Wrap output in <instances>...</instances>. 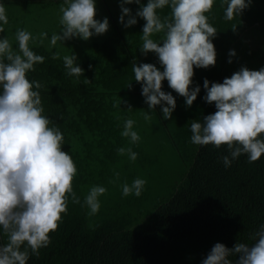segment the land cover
I'll return each instance as SVG.
<instances>
[{
  "label": "trees",
  "instance_id": "trees-1",
  "mask_svg": "<svg viewBox=\"0 0 264 264\" xmlns=\"http://www.w3.org/2000/svg\"><path fill=\"white\" fill-rule=\"evenodd\" d=\"M109 1L97 3L109 12ZM0 2L5 9L8 7V20L16 29L31 32L34 24L29 28L25 22L17 24L16 9L21 7L24 21L29 6L60 14L63 0ZM112 2L120 9V0ZM126 6L133 14L139 7ZM158 12L163 18L170 9L165 6ZM206 15L218 30L213 39L216 64L194 67L193 81L201 91L190 107L185 106L183 96L168 87L167 80L162 82L163 90L171 91L176 98V108L168 120L163 119L159 105L151 121L141 115L151 110L141 95L140 83L133 80L132 64L153 63L162 70L155 53L145 56L139 51L145 23L142 18L126 29L113 20L109 36L83 44L77 63L85 70L89 83H84L83 74L79 78L66 74L63 60L52 56L57 47L30 43L33 51L45 59L35 64L27 77L40 82L42 114L49 119V126L59 128L63 135L61 149L69 152L75 163L72 187L80 200L73 202L69 195L67 210L61 213L57 228L50 231L49 243L38 250V255L29 250L27 264H201L216 242L229 248L239 241L254 243V234L264 223V154L253 162L242 154L225 167L220 157L228 153L227 145L216 148L191 143L189 125L190 120L216 111L214 103L202 99L205 78L222 82L241 66L253 70L264 66V0H253L241 16L232 20L223 18L224 7L215 0ZM34 21L38 30L42 22L36 17ZM35 31L34 35L39 33ZM45 32L51 36L48 30ZM162 35L154 34L152 38ZM10 40L15 48V37ZM231 49L235 56H229ZM59 51H63L61 47ZM130 82L131 88L126 87ZM128 117L135 121L133 127L140 136L137 143L146 146L148 142L143 137H162L176 149L179 167L166 170L162 162L156 164L158 159L138 150L135 161L129 160L127 154H119L118 147L129 146L128 138L120 135ZM137 177L146 181L140 196H124L121 186ZM97 184L106 192L99 197V210L89 215L83 198ZM4 243L7 234L0 232V244Z\"/></svg>",
  "mask_w": 264,
  "mask_h": 264
},
{
  "label": "clouds",
  "instance_id": "clouds-1",
  "mask_svg": "<svg viewBox=\"0 0 264 264\" xmlns=\"http://www.w3.org/2000/svg\"><path fill=\"white\" fill-rule=\"evenodd\" d=\"M214 2L120 0L119 22L128 28L138 22L137 18L145 21L139 51L145 56L155 53L162 67L161 70L156 64L144 62L132 64L133 80L140 83L141 95L151 110L141 113L145 121H151L158 105L164 120L171 118L176 108L172 92L163 90L165 80L170 89L184 97L185 106L190 107L197 99L201 86L194 84V67L216 64L213 39L218 30L206 15ZM252 2L220 0L223 18L232 20L241 16ZM131 4L139 5L134 14L126 6ZM96 5L97 0H63L59 7L60 30L50 38L44 31L34 35L18 28L14 48L8 36L0 37V232L7 234V243L0 244V264H27L29 250L38 255V250L49 243L50 231L57 228L61 213L67 210L69 195L73 202L80 200L72 187L77 171L75 163L69 152L61 149L63 135L59 128L49 126V119L42 114L40 82L30 81L27 73L45 59L33 51L30 42L43 44L47 39L49 49L57 47L52 56L63 60L67 75L77 78L84 75L85 70L77 63L73 51L60 57L58 42L65 44L73 38L88 40L106 33L109 18L96 19ZM165 6L170 13L162 18L158 10ZM7 23L6 9L0 2V33ZM232 28L235 30L236 25ZM160 33L163 35L159 39L152 38ZM235 55L234 49L229 50L230 57ZM89 82L85 76L84 83ZM131 86L130 82L126 87ZM203 88L202 99L214 103L216 111L190 120L191 143L212 144L216 148L227 145L228 153L220 157L225 167L242 154H246L248 162L260 158L264 154V66L258 70L241 66L222 82L205 78ZM134 124L131 117L124 119L120 135L128 138L129 146L117 148L119 154H127L131 161L138 155L131 145L140 140ZM145 183L140 177L134 178L130 184L121 186L122 194L140 196ZM105 192L106 188L98 184L88 189L83 202L89 215L99 210V197ZM233 256L235 260L231 259ZM201 264H264V223L259 225L251 245L239 241L229 248L216 242Z\"/></svg>",
  "mask_w": 264,
  "mask_h": 264
},
{
  "label": "rangeland",
  "instance_id": "rangeland-1",
  "mask_svg": "<svg viewBox=\"0 0 264 264\" xmlns=\"http://www.w3.org/2000/svg\"><path fill=\"white\" fill-rule=\"evenodd\" d=\"M112 1L113 0L109 1L110 6H112L110 8V10L107 9L109 12H107L104 7L103 8L100 7V5L98 3L96 5L97 11H99V12H96L95 18L96 19H103V17H105V16H107L109 18L110 27H109L108 31L104 34H101V35H94L91 38H89L88 40H82L80 38H73V39L65 42V44H59V42H58V46L61 47L63 50V51H59L62 56L65 54H71V51H73L77 55V57L79 58V55L82 52V46L84 43L102 40V39L106 38L107 36H109V34L114 29L113 20H116V22L119 23L120 27L126 29L119 22V15H120L121 9L114 7ZM29 7H30L29 14L23 16L24 22L28 28H29L30 24H34V31L36 30L37 23L35 24V21H34L35 17H36V18H39L42 23H38V30H36L35 32L39 31V33H40L41 31L45 32V30H48L49 33L52 34L53 32H58L60 30V25H59V15L60 14H56V12H52L48 9L42 10V8H40L39 6L36 7V9L34 6H29ZM16 11L18 13V11H19L18 8L16 9ZM110 12H111L112 16H110L111 15ZM6 14H7V18L9 19V12H7ZM29 15H30V18H29ZM20 20H21L20 17H18L16 19L17 24L20 22ZM4 29H5L4 32L0 33V37L8 36L9 40L12 37L13 38L15 37V32L17 29L13 25V22L11 20H8V23L4 26ZM34 31H31V33H33ZM39 33H35V35H38ZM44 43H46L48 45V40L45 39ZM54 47H56V46H54ZM78 60H77V62H78ZM149 137H143L145 142H148V144H146V146H145L146 149H140L138 151L152 155V159H155V160L158 159L159 162H157L156 164L162 162V165L163 164L165 165L166 170L178 168L179 166H178V163L176 162L175 154H174V151L176 149L172 146V144L169 145L167 142L164 141V139L159 140V136H157V135L151 136V139H149ZM166 141H168V140L166 139ZM133 166H135V165H133ZM144 175H146V174H144Z\"/></svg>",
  "mask_w": 264,
  "mask_h": 264
},
{
  "label": "crops",
  "instance_id": "crops-1",
  "mask_svg": "<svg viewBox=\"0 0 264 264\" xmlns=\"http://www.w3.org/2000/svg\"><path fill=\"white\" fill-rule=\"evenodd\" d=\"M5 6H7V5H5ZM6 9H8V7H6ZM18 10H19L18 12H20V13H18L19 17L21 18L20 22L24 24V21L22 20V11H21L20 6L18 7ZM7 12H9V11H6V13ZM159 140H162V137L159 136ZM131 147L133 148V151L140 150V149H146L143 144H139V143H135V146L131 145Z\"/></svg>",
  "mask_w": 264,
  "mask_h": 264
}]
</instances>
